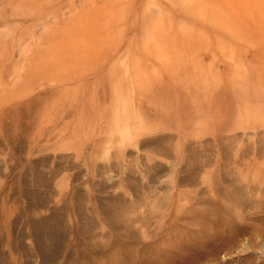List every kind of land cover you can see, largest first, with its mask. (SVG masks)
Listing matches in <instances>:
<instances>
[{"label":"rangeland","instance_id":"obj_1","mask_svg":"<svg viewBox=\"0 0 264 264\" xmlns=\"http://www.w3.org/2000/svg\"><path fill=\"white\" fill-rule=\"evenodd\" d=\"M0 264H264V0H0Z\"/></svg>","mask_w":264,"mask_h":264},{"label":"bare ground","instance_id":"obj_2","mask_svg":"<svg viewBox=\"0 0 264 264\" xmlns=\"http://www.w3.org/2000/svg\"><path fill=\"white\" fill-rule=\"evenodd\" d=\"M43 49V48H42Z\"/></svg>","mask_w":264,"mask_h":264}]
</instances>
